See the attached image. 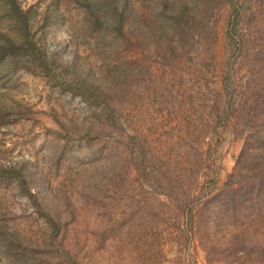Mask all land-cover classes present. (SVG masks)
Masks as SVG:
<instances>
[{
	"label": "rangeland",
	"instance_id": "1",
	"mask_svg": "<svg viewBox=\"0 0 264 264\" xmlns=\"http://www.w3.org/2000/svg\"><path fill=\"white\" fill-rule=\"evenodd\" d=\"M17 2L98 98L0 60V264H264V0Z\"/></svg>",
	"mask_w": 264,
	"mask_h": 264
},
{
	"label": "trees",
	"instance_id": "2",
	"mask_svg": "<svg viewBox=\"0 0 264 264\" xmlns=\"http://www.w3.org/2000/svg\"><path fill=\"white\" fill-rule=\"evenodd\" d=\"M0 1L4 7H10L5 13L12 21L11 24L14 31L7 38L0 39V60L15 61V66H19L26 72L40 75L52 84L69 89L81 96L86 102L92 97L98 98V88L92 86L91 82L87 80L88 68L84 64L81 67L78 64H72L73 61H71L70 65H64L62 62L56 61L46 51L42 42V34H39L37 38L34 37L35 22L30 15V9H22L17 0ZM125 6L126 2L121 6V17ZM95 23L100 22L95 19ZM44 24L41 26H44Z\"/></svg>",
	"mask_w": 264,
	"mask_h": 264
}]
</instances>
